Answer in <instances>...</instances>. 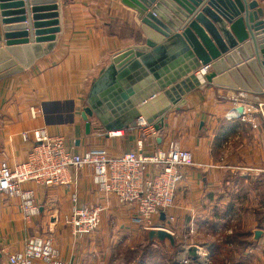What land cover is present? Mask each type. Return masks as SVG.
Returning a JSON list of instances; mask_svg holds the SVG:
<instances>
[{
    "label": "crops",
    "instance_id": "obj_1",
    "mask_svg": "<svg viewBox=\"0 0 264 264\" xmlns=\"http://www.w3.org/2000/svg\"><path fill=\"white\" fill-rule=\"evenodd\" d=\"M58 5L61 31L55 47L27 69L0 79V162L25 161L33 142L25 141L23 134L40 128L63 137L78 154L105 149L121 156L134 150L140 138L138 127L78 136L89 86L111 64L114 54L145 44L136 12L121 0H58ZM185 98L184 107H172L166 114L161 136L148 138L145 144V154L151 155L178 142L194 157V165L184 169L186 178L176 191L173 208L160 221L179 243L186 235L193 242L190 245L200 247L213 230L236 215L232 200L235 191L243 190L238 227L249 245L238 264H264V126L255 129L250 122L227 119L238 103L252 101L219 96L214 85ZM32 111L38 116L34 118ZM236 123L240 125L234 127ZM240 131L246 134L241 136ZM239 138L240 144L232 146ZM248 144L253 145L252 153L245 147ZM155 173L156 167L149 165L147 176ZM70 177L77 180L76 185H25L35 191L40 208L30 221L23 219L19 199L0 195V264H7L9 254L22 250L34 235L51 233L65 264H108L111 240L117 234L134 239L147 234L133 222L134 207L121 204L115 196H103L89 170H71ZM73 195L78 196L76 203ZM74 206L103 208V227L92 235L74 236L64 224ZM109 224L116 227L114 232H106ZM191 229L195 233L190 235ZM259 230L262 235L256 240Z\"/></svg>",
    "mask_w": 264,
    "mask_h": 264
},
{
    "label": "water",
    "instance_id": "obj_2",
    "mask_svg": "<svg viewBox=\"0 0 264 264\" xmlns=\"http://www.w3.org/2000/svg\"><path fill=\"white\" fill-rule=\"evenodd\" d=\"M121 1L136 12L145 44L114 54L93 81L78 136L134 129L140 117L162 131L168 111L205 85L264 107V11L256 0ZM59 17L58 0H0V79L55 47ZM207 65L201 82L195 72ZM146 238L173 248L177 241L166 229H150ZM197 253L193 246L188 256L195 261Z\"/></svg>",
    "mask_w": 264,
    "mask_h": 264
},
{
    "label": "built area",
    "instance_id": "obj_3",
    "mask_svg": "<svg viewBox=\"0 0 264 264\" xmlns=\"http://www.w3.org/2000/svg\"><path fill=\"white\" fill-rule=\"evenodd\" d=\"M264 11V0H256ZM264 20V17H263ZM211 71V65L204 66L196 72L201 80ZM243 108V114L237 112ZM39 112L32 111L33 117ZM229 120L250 122L258 129L264 126V107L259 103L240 102L226 114ZM140 138L134 150L121 156H113L105 149L88 151L84 154L69 149L63 137L51 136L46 128L24 133L25 141H32L33 147L25 161L10 165L7 161L0 162V195L17 198L23 219L30 221L40 213L36 203L35 191L25 188L27 183H35L47 188L68 187L76 185L77 180L70 177L87 169L92 174L93 183L105 197L115 196L123 205L134 207L136 215L133 222L150 229H166L160 217L162 213L168 217L173 208L176 191L185 180V168L194 165L193 153L181 147L178 142H171L167 150L158 148L151 155L145 154L148 138L156 139L161 131H156L143 117L137 120ZM119 133V132H117ZM149 165L156 167V173L147 176ZM77 195L73 201L77 202ZM101 207L74 206L64 218V224L76 237L92 235L102 223ZM173 221V217L170 218ZM193 232V229H191ZM181 248L177 260L189 264L188 251L192 247L188 237H182ZM195 246V245H194ZM196 262L206 264V255L197 246ZM185 253V254H184ZM184 254V255H182ZM176 260V261H177ZM7 264H65L53 235H34L27 238L22 250L9 254Z\"/></svg>",
    "mask_w": 264,
    "mask_h": 264
},
{
    "label": "rangeland",
    "instance_id": "obj_4",
    "mask_svg": "<svg viewBox=\"0 0 264 264\" xmlns=\"http://www.w3.org/2000/svg\"><path fill=\"white\" fill-rule=\"evenodd\" d=\"M91 85L89 86L90 88ZM237 125L240 124L236 123L234 127H237ZM241 131L245 132V129ZM241 131L239 132L241 136L246 134ZM238 144H240V138L239 140L232 141V146H237ZM248 145L249 147L251 146L250 149L248 148ZM248 145H245V147H247L250 153H252L254 151V149L252 148L253 145L252 144H248ZM244 164L246 166L248 165V163H244ZM235 193L236 194H234L232 203L234 204L233 206L235 207L236 215L232 217V220L231 218H229L224 223H221V226L217 227L216 231L213 230L211 232V236L208 237L206 236L207 239H204L203 241L200 242L201 243L200 248L203 249L204 254L206 255V264H238L242 258V254L248 248L249 241L246 238V234L240 232L238 227L239 226L238 224L241 219L240 206H242V203L244 201L245 193L243 190L235 191ZM262 212H264V209H262L261 213ZM102 225L103 224L101 223L100 225L101 228L103 227ZM105 227H106V232H109V229L110 231L114 232L113 230L116 229L114 225H110V224L106 225ZM119 232L121 231L119 230ZM194 233H195L194 229L193 232L191 231L189 232L190 235ZM120 234L122 233L117 234L116 235L117 237L112 238L111 240V244L109 247L110 257L108 264H138L142 259L143 254H145V251L148 250L147 249L148 246H154L153 250L155 252L154 258L149 259V261H153L154 263L157 264H162L163 261L161 260V258H165L167 256H171L175 260H177L178 252L181 251L180 250L181 246L178 241H176V246L173 248L170 243L164 244V243L155 242L150 244L148 239L146 238L147 234L144 233L141 235V237L136 239L128 235H120ZM47 235H52V234L50 233ZM189 244H193V242H191L190 240ZM193 246L194 245H192V247ZM146 261H148V259ZM191 261L192 262L189 264H200L196 261L193 260ZM177 262L180 263V261L178 260ZM149 263L151 264L152 262Z\"/></svg>",
    "mask_w": 264,
    "mask_h": 264
},
{
    "label": "trees",
    "instance_id": "obj_5",
    "mask_svg": "<svg viewBox=\"0 0 264 264\" xmlns=\"http://www.w3.org/2000/svg\"><path fill=\"white\" fill-rule=\"evenodd\" d=\"M153 248H154V246H148L147 247L148 250L145 251V254H143L142 259L140 260V262L138 264H150L149 262H152L151 264L154 263L153 261H149V259L154 258L155 252H154ZM147 259H148V261H146ZM161 260L163 261L162 264H180L171 256L161 258ZM154 264H157V263H154Z\"/></svg>",
    "mask_w": 264,
    "mask_h": 264
},
{
    "label": "bare ground",
    "instance_id": "obj_6",
    "mask_svg": "<svg viewBox=\"0 0 264 264\" xmlns=\"http://www.w3.org/2000/svg\"><path fill=\"white\" fill-rule=\"evenodd\" d=\"M185 254V253H184ZM184 254H182V255H184Z\"/></svg>",
    "mask_w": 264,
    "mask_h": 264
}]
</instances>
